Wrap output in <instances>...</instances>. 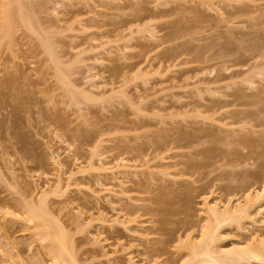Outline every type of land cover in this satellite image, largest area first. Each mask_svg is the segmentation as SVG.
Returning <instances> with one entry per match:
<instances>
[{
  "label": "rangeland",
  "instance_id": "1",
  "mask_svg": "<svg viewBox=\"0 0 264 264\" xmlns=\"http://www.w3.org/2000/svg\"><path fill=\"white\" fill-rule=\"evenodd\" d=\"M16 1L4 18L0 0V264H53L44 226L77 264H185L213 229L212 249L264 241V195L242 228L203 205L264 184V0Z\"/></svg>",
  "mask_w": 264,
  "mask_h": 264
},
{
  "label": "bare ground",
  "instance_id": "2",
  "mask_svg": "<svg viewBox=\"0 0 264 264\" xmlns=\"http://www.w3.org/2000/svg\"><path fill=\"white\" fill-rule=\"evenodd\" d=\"M16 2H17L16 0L15 1L3 0L4 10L7 9L4 13L5 16L3 15L4 18L6 16L9 17L13 13L11 10H12V5L14 4L12 3H16ZM9 11H11V13ZM3 12L1 14H3ZM242 141H244V145H245L244 148L246 149L242 157H246V158H249L250 156H252L251 153L252 152L255 153V151L259 149V145H261L259 144V139L257 138L255 139V137L253 138L252 136L247 137L244 140L242 139ZM262 146H263L261 147L262 151H264V144ZM95 169L97 170V168ZM258 174L261 175L260 173H253L251 175H253V177L257 175L256 177L257 178L259 177L258 179H260L261 177L258 176ZM261 176L263 177V175ZM258 191L260 192L254 194L253 196L251 194L245 195L243 198V202L242 203L238 202L235 205L233 204L230 205L229 202H227V203H224L223 207H220L217 202H209L207 200H204L203 202L204 210L207 213L208 217L216 222L215 228L223 224L224 221L226 222L230 220H234L237 223V226H239V228H242V223L244 221H246L247 223H252V224L255 223L254 221H257V219L255 220V217H257L258 215L257 212L253 214L250 212L249 209L251 208L253 204L252 202V200L254 199L253 197L264 195V184L261 186V190H258ZM43 206L45 207L42 209V210L45 209V211H43L44 214H46L47 216H50L52 214L50 209L46 208L45 205ZM256 208H258L257 210H260L261 206L256 207ZM259 212L260 211H258V213ZM32 213L34 216L38 215V213H36L35 211H32ZM206 228L209 229L210 225H207ZM208 229H206L205 231H207ZM63 232L64 231L62 230L61 232L56 234L48 226H44L42 230L43 235L41 237L43 239L50 238L52 240L51 245H54L57 248V250L53 252L52 257H51L53 264H77L75 256L70 253L71 251L69 252L68 247L66 246V243H65L66 238L64 235L65 232L64 233ZM203 235L205 237L199 239L200 242L198 241L197 242L198 244L194 243L193 252L192 250H191L192 253L190 252V255L193 254V256L197 257V259L186 261L185 264H191L190 262H192V264L193 263L194 264H201V263L202 264H228L229 262L230 263L247 262L248 264L250 262H256L258 264H264V241L261 239L258 240L256 237L253 236L250 242H246L238 246L222 248V249H215V248L212 249L211 246L208 245L209 244L208 241H211L210 239L214 237L215 230L213 229L212 231L204 232ZM202 239L205 241H203ZM201 244L203 245L201 248H199L198 250L195 249V246L200 247ZM52 250L54 251V249Z\"/></svg>",
  "mask_w": 264,
  "mask_h": 264
}]
</instances>
